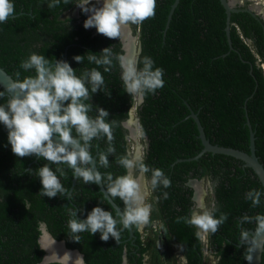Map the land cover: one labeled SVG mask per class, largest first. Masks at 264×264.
Masks as SVG:
<instances>
[{"label": "trees", "instance_id": "obj_1", "mask_svg": "<svg viewBox=\"0 0 264 264\" xmlns=\"http://www.w3.org/2000/svg\"><path fill=\"white\" fill-rule=\"evenodd\" d=\"M77 1L65 4L61 0L50 9L51 0H12L14 16L0 23V66L14 81L23 80L34 76L35 71H24L21 62L36 53L51 63L67 61L78 76L92 68L102 73L105 85L91 95L93 108L89 115L95 117L97 108H104L109 112L106 120L115 121L111 142L115 152L108 156L107 167L98 159L109 146L107 138L90 142L96 167L105 177L103 186L106 189L109 173L114 178L125 174L118 159L131 155L123 121L135 107L144 162L149 168L162 169L171 180L167 189L160 186L152 190L149 183L152 211L144 229H150L152 221H160L162 231L142 237L140 229L133 227V237L128 238L129 230L118 224L119 242L111 237L105 242L99 232L91 235L88 231L76 234L77 242L68 227L73 218L70 210H78L77 217L85 219L95 206L112 212L114 218L115 209L97 184H85L76 178L73 182V170L66 164L50 165L63 169L64 175H57L66 193L54 198L40 195L38 170L48 162L36 156L16 157L8 142V130L0 123V264H38L44 254L38 242L42 224L54 239L63 240L69 249H77L86 264H122L123 258L127 264H171L165 260L171 247L181 253L184 264H204V244L196 236L197 229L183 220L177 222L179 217L190 216L193 209L194 189L188 182L194 179L208 180L213 194L209 202L213 200L215 215L227 214L217 232L206 236L214 264H246L251 237L243 234L255 229L257 216H263L264 195L253 207L245 194L252 189L263 193V187L240 159L211 152L194 158L202 144L189 113L197 115L209 142L246 152L251 127L255 155L264 167V16L257 19L245 10L231 12L227 36L226 13L220 0H178L170 16L174 0H156L155 16L130 26L138 37L140 50L136 59L151 57L155 67L163 68L165 83L154 95L148 93L136 103L134 95L125 92L121 80L117 57L124 51L120 38L85 29L81 10L78 18L64 14ZM106 47L113 52L109 72L87 59L90 54L100 57ZM76 55L84 57L82 63L74 60ZM0 92L5 93L0 104H5L8 95L1 88ZM146 176L150 180L151 172ZM165 191L167 199L163 198ZM111 199L122 211L124 204L119 197ZM159 239L166 246L162 252L158 249ZM260 264H264V243Z\"/></svg>", "mask_w": 264, "mask_h": 264}, {"label": "clouds", "instance_id": "obj_2", "mask_svg": "<svg viewBox=\"0 0 264 264\" xmlns=\"http://www.w3.org/2000/svg\"><path fill=\"white\" fill-rule=\"evenodd\" d=\"M60 3L61 0H51L48 8H54ZM64 3L67 4L68 0H64ZM77 5L83 12L90 13L83 24L85 29L95 27L97 31H93L94 33L117 38L130 24H141L153 18L156 0H102L99 7L91 4L90 0H79ZM14 14L12 0H0V23L6 22ZM101 52L100 57L90 54L87 59L98 66H104V72H109L113 66V52L109 47ZM83 59L81 55L74 56L78 63H82ZM117 60L121 68L123 87L130 96L144 97L148 93L154 95L158 89L164 87V70L155 67L151 57L144 56L141 61L126 60L123 56H118ZM20 67L26 72L34 70L35 75L15 81L9 86L18 88L21 95H10L5 104H0V123L8 130V142L16 157L36 156L48 162L38 170L42 184L39 194L54 198L57 194L63 195L67 191L57 175L59 172L63 176V169H53L50 166L52 164L68 165L73 170L74 177L77 180L82 179L85 184L104 185L105 177L96 167L90 142L102 136L107 138L109 146L106 152L98 155L100 165L107 167L108 156L115 152L111 143L115 121L106 120L109 112L104 108L98 107L95 117L89 115L93 108L90 103L91 95L102 90L105 85L102 73L97 68H92L78 76L67 61L61 59L51 63L45 56L36 53L23 60ZM16 75L19 76L20 73L17 72ZM4 95V92H0V98ZM54 134L59 136V140L53 139ZM118 163L125 169V174L114 178L109 173L106 191L112 198L119 197L124 204L123 210H118L114 218L112 212L95 206L85 219L77 217L78 210H70L69 214L73 218L69 220L68 227L77 242L79 236L76 234L85 231L91 235L99 232L101 240L105 242L110 237L119 242L121 232L118 224L122 225L123 229H140L142 237L147 235H143L142 229L145 232L150 230L153 234L158 231L157 221L150 223V229H144L150 222L152 211L151 204L146 202L145 192L149 183L152 190L160 186L170 188L171 180L162 169L149 168L142 154L131 158L128 155L121 156ZM149 172L150 180L146 176ZM148 193L150 194L149 189ZM168 195L165 191L163 198L167 199ZM262 195L264 193L252 189L245 194V198L256 207L260 204ZM216 211L215 207L199 203L191 210L190 216L179 217L177 222L183 220L186 224L194 226L197 229L196 236L206 247V235L217 232L227 219V214L217 217ZM256 220L259 228L264 229V216H257ZM161 244H158L159 252H162ZM80 259L83 262V258ZM145 259H148L147 255ZM124 261L127 264L125 258L122 264Z\"/></svg>", "mask_w": 264, "mask_h": 264}, {"label": "water", "instance_id": "obj_3", "mask_svg": "<svg viewBox=\"0 0 264 264\" xmlns=\"http://www.w3.org/2000/svg\"><path fill=\"white\" fill-rule=\"evenodd\" d=\"M245 2V5L243 6H236V2L234 0H220L222 6L225 9L226 13V34L229 36V18L231 12H236L239 10H245L249 12L252 16L256 17L257 19H260L261 16L259 13L252 8V6H249L246 4L248 0H243ZM178 0H174L172 7L170 9V13L168 16H170L172 9L174 6L177 4ZM137 36L133 35L131 33V29L129 26L125 27L120 35V41L122 44V49H123V54L122 56L128 60V59H136L137 54L139 53V43L137 40ZM228 41L230 43V40L228 38ZM131 47L133 50V53L131 55V58H128L130 55L129 52L131 51ZM14 79L11 77L9 73H7L1 66H0V88L3 89L6 94L8 95V99L10 95H21L20 90L18 88H10L9 86L13 84ZM134 99L137 103H140L142 101V97L140 96H135ZM134 107H132L129 110L128 118L123 121V126L128 129V135L135 140L136 138V133H139L140 131V126L138 122L137 116L134 114ZM134 114V115H133ZM189 116L193 118L194 122L196 123L197 131H198V137L201 141L202 148L198 152L197 155H195L194 158L199 157L202 155L204 152H211V153H218V154H224V155H229L234 158L240 159L243 162L244 166L250 167L252 171L256 174L258 179L261 182V185L263 187V193H264V167L262 163L258 160L257 156L255 155V148H254V133L251 127H249V144L248 148L249 151H243L237 148L233 147H228V146H223V145H218V144H213L209 142V140L205 137V134L203 132V128L198 120L197 115L190 111ZM132 120V122H130ZM54 140H59V136L57 134H54L53 136ZM130 152V151H129ZM130 158L134 157L137 155V152L133 155L132 152H130ZM95 158V155L93 156ZM196 180L190 181L189 185H192L194 188L195 186L192 184ZM73 182H75V177L73 176ZM99 190L101 193L104 195L106 200L110 203V205L115 209L116 214L117 211L120 210V207L111 199V197L108 195L106 189L104 188L103 185H98ZM264 216V214H263ZM41 234L40 237L38 238L39 246L40 248L44 251V254L42 256L41 261L38 264H43V263H50V262H58L60 264H66L65 261L62 258H54L51 257L47 251V249L44 247L42 240L43 238H48L51 242L58 244L63 251L69 252V253H74L77 255L79 259L80 264H84L81 262L80 257L82 255L77 249H69L65 246V243L63 240H56L54 239L51 234L47 231L46 227L44 224L41 225ZM249 234L250 235V242L248 246V252H247V259H246V264H260L261 262V253L263 251V243H264V229H260L259 225L256 226L255 229H248L244 232L243 235ZM133 237L132 229L128 231V238ZM125 264V261H124Z\"/></svg>", "mask_w": 264, "mask_h": 264}, {"label": "rangeland", "instance_id": "obj_4", "mask_svg": "<svg viewBox=\"0 0 264 264\" xmlns=\"http://www.w3.org/2000/svg\"><path fill=\"white\" fill-rule=\"evenodd\" d=\"M234 1L236 3H239L241 0H234ZM98 3H99V1H98ZM94 5H96L97 7L100 6V5L97 4V2H95ZM236 6H243V5H237L236 4ZM256 6H258V4H256ZM74 9H76V8H74ZM262 11L260 13V16H261V14L264 15V7H263ZM90 29H93V31L96 30L95 27H92ZM143 149H144V144H143V140H142L140 131H139V133H136L135 140L129 136V151L132 152L133 155L135 154V152H137V154H142L143 155ZM193 185L196 187V189H198V200H199V203H203L206 206H208L209 186H208L207 181L205 179H201L200 181L196 180L195 182H193ZM145 196H146V202L147 203H150V200H149L150 195L148 193V187H147V190L145 192ZM141 231H142L143 235L145 233H147V235H151V236L153 235V233H151L150 230H148L147 232H145L142 229ZM204 240H205V238H204ZM161 249L162 250H165L166 249V246L161 244ZM167 255H168V258L165 257V259H167V260H171L170 257H172V259L173 258L175 259V258L178 257L177 251H176V249L174 247H171L170 248V250L168 251V254ZM163 258H164V256H163ZM202 259H203L204 264H214V262H215L214 257L209 254V252H208V250H207L206 247L203 248ZM181 263L182 262L179 259L178 262H177V264H181Z\"/></svg>", "mask_w": 264, "mask_h": 264}, {"label": "flooded vegetation", "instance_id": "obj_5", "mask_svg": "<svg viewBox=\"0 0 264 264\" xmlns=\"http://www.w3.org/2000/svg\"><path fill=\"white\" fill-rule=\"evenodd\" d=\"M98 1H99V3H98ZM79 1H77L75 4H74V6L73 7H71L69 10H67V11H65L64 12V14H66V15H68V16H71V17H75V18H78V16H79V11L81 10V8L77 5V3H78ZM90 2H91V4H94L95 2H97V4L98 5H101V3H102V0H90ZM237 5H241L240 3H236ZM243 5V4H242ZM74 8H76V9H74ZM74 9V10H73ZM82 11V10H81ZM83 14L85 15V19L87 18V16H88V13H85V12H83ZM129 27H130V29H131V26L129 25ZM97 30H95L94 32H96ZM131 33H132V29H131ZM133 34V33H132ZM119 38H120V36H119ZM195 180V179H194ZM206 180V179H205ZM190 181H192V180H190ZM190 181L188 182V184H190ZM198 181H200V180H198ZM206 181H208V180H206ZM208 183V182H207ZM191 187H193L192 185H190ZM208 186H209V183H208ZM148 189H149V184H148ZM193 189H194V191H193V195H192V200H193V202H194V205H193V208L194 207H196V205H198V203H199V200H198V189H196V187L194 188L193 187ZM149 191H150V189H149ZM150 195V194H149ZM209 197H211L212 199H213V194H212V191L210 190L209 191ZM209 197H208V207H212V205H213V200L212 201H210L209 202ZM156 227L158 228V231H162V229H161V223H160V221H157V224H156ZM207 236V235H206ZM206 238V237H205ZM207 239V238H206ZM204 240V239H203ZM160 241H161V239H159L158 240V244H160ZM175 249H176V247H175ZM176 251H177V254H178V257L177 258H173L172 259V257H170V259L171 260H169V262L171 263V264H177V262H178V260L180 259L181 260V264H184L185 263V259H184V257L181 255V253H179V251L176 249ZM81 254V253H80ZM82 255V254H81ZM82 258H83V255H82ZM166 260V259H165ZM83 263L84 264H86L85 262H84V260H83ZM215 263V262H214ZM148 264V263H147Z\"/></svg>", "mask_w": 264, "mask_h": 264}, {"label": "bare ground", "instance_id": "obj_6", "mask_svg": "<svg viewBox=\"0 0 264 264\" xmlns=\"http://www.w3.org/2000/svg\"><path fill=\"white\" fill-rule=\"evenodd\" d=\"M89 14L90 13H88V15ZM132 48L133 47H131L128 58H131L133 53ZM130 122H132V120H130ZM42 243L51 257L62 258L66 264H80L76 254L63 251L58 244L51 242L48 238H43Z\"/></svg>", "mask_w": 264, "mask_h": 264}, {"label": "built area", "instance_id": "obj_7", "mask_svg": "<svg viewBox=\"0 0 264 264\" xmlns=\"http://www.w3.org/2000/svg\"><path fill=\"white\" fill-rule=\"evenodd\" d=\"M241 5L243 4V5H245V2L244 1H240L239 2ZM246 4L247 5H249V6H252V8L254 9V10H256L257 12H259V15H260V13H261V11H262V9H263V7H264V0H248L247 2H246ZM256 4H258V6H256ZM263 12V11H262ZM264 15H262L261 14V17H263Z\"/></svg>", "mask_w": 264, "mask_h": 264}]
</instances>
